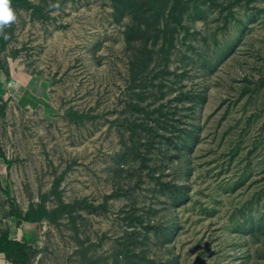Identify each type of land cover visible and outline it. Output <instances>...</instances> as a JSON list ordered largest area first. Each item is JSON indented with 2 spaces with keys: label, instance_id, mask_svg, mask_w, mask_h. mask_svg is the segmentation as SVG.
<instances>
[{
  "label": "rangeland",
  "instance_id": "rangeland-1",
  "mask_svg": "<svg viewBox=\"0 0 264 264\" xmlns=\"http://www.w3.org/2000/svg\"><path fill=\"white\" fill-rule=\"evenodd\" d=\"M114 1L0 0V264H264V0Z\"/></svg>",
  "mask_w": 264,
  "mask_h": 264
},
{
  "label": "trees",
  "instance_id": "trees-1",
  "mask_svg": "<svg viewBox=\"0 0 264 264\" xmlns=\"http://www.w3.org/2000/svg\"><path fill=\"white\" fill-rule=\"evenodd\" d=\"M2 2H4L5 4L11 5V6H17V7H27L29 6V0H1ZM127 3L126 0H116L115 2V8L120 11L122 13V15H124L123 10L121 9V5H119V3H122L124 5H127L125 2ZM156 0H149L150 3H154ZM128 6V5H127ZM132 12V11H130ZM1 44L4 43V41H0ZM0 111H2V107L0 106ZM0 156H3L2 153V149L0 146ZM73 208V206L70 205H66L64 206V210L66 209H70ZM48 216V212L44 209V208H39L38 210H32L30 212L27 213V215L23 218L24 222L27 223H35L37 222L39 219H41L42 217H47ZM25 249L26 246L22 243H20L17 240L14 239H10L7 236H0V255H4V257L6 258L7 261H13V258L18 254L20 256H26L25 255ZM15 262V261H14ZM27 258L24 260V263H27ZM15 263H18L15 262Z\"/></svg>",
  "mask_w": 264,
  "mask_h": 264
},
{
  "label": "crops",
  "instance_id": "crops-1",
  "mask_svg": "<svg viewBox=\"0 0 264 264\" xmlns=\"http://www.w3.org/2000/svg\"><path fill=\"white\" fill-rule=\"evenodd\" d=\"M8 78L9 77L0 69V94L5 93L6 90H10V83H12V86L14 88H17L20 85H24V78L19 75H12V80H9ZM13 83H16V85L14 86Z\"/></svg>",
  "mask_w": 264,
  "mask_h": 264
}]
</instances>
